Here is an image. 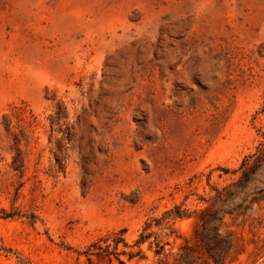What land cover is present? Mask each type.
<instances>
[{"label": "rangeland", "instance_id": "374dc122", "mask_svg": "<svg viewBox=\"0 0 264 264\" xmlns=\"http://www.w3.org/2000/svg\"><path fill=\"white\" fill-rule=\"evenodd\" d=\"M247 154L227 264H264V0H0V264H119L84 252L120 230L149 264L122 252L143 221Z\"/></svg>", "mask_w": 264, "mask_h": 264}, {"label": "trees", "instance_id": "16d2710c", "mask_svg": "<svg viewBox=\"0 0 264 264\" xmlns=\"http://www.w3.org/2000/svg\"><path fill=\"white\" fill-rule=\"evenodd\" d=\"M253 156L254 154L245 155L240 166L235 170L240 169L241 175L228 185L232 186L233 190L229 191L228 186L213 187V193L208 198H202L206 202L211 201L210 205L189 211L175 204L159 216L147 217L131 244L137 249L122 252L126 253L128 259L146 258L142 251V245L146 244L153 253L149 264H227V258L236 250L238 237L232 230H223L224 216L227 213L231 215L235 213L233 218L237 220L239 217H244L252 204L257 202V199L253 197L250 205H243V199L247 196L244 190L249 177L248 170H251L250 167L256 162ZM242 192L240 201H235L234 197ZM190 217H194L195 224L191 236L177 234L174 227L175 221ZM124 231L114 232L92 242L84 252L87 259L90 260L92 256H95L98 259L106 257L110 261V255L114 254L119 264H124L117 256L119 243L122 242L127 246L122 237ZM178 237L182 240L175 245V239ZM260 251L261 248L255 254H259ZM236 253H239V249Z\"/></svg>", "mask_w": 264, "mask_h": 264}]
</instances>
